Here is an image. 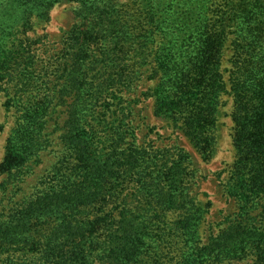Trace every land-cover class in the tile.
I'll use <instances>...</instances> for the list:
<instances>
[{
	"label": "trees",
	"instance_id": "1",
	"mask_svg": "<svg viewBox=\"0 0 264 264\" xmlns=\"http://www.w3.org/2000/svg\"><path fill=\"white\" fill-rule=\"evenodd\" d=\"M65 1L0 0V94L13 88L17 113L0 193L32 173L66 114L43 190L0 213V264H264V0H93L39 68L30 34ZM145 73L142 96L207 161L231 101L240 211L208 243L190 155L139 145L125 118Z\"/></svg>",
	"mask_w": 264,
	"mask_h": 264
},
{
	"label": "rangeland",
	"instance_id": "2",
	"mask_svg": "<svg viewBox=\"0 0 264 264\" xmlns=\"http://www.w3.org/2000/svg\"><path fill=\"white\" fill-rule=\"evenodd\" d=\"M92 1L71 0L59 3L50 12L49 20L36 26V31L30 36L40 41L35 46L40 61L39 68H42L48 59L57 58L62 54L67 33L76 25L86 22L89 18L88 7L91 6ZM151 86V81H147V73H145L138 80L135 91L124 98L125 118L135 128L139 145H150V148L155 151L171 150L172 153L184 151L190 155V170L193 176L189 181L188 192L191 197L196 198L195 201L202 209L204 220L201 234L204 243H208L210 238L225 230L229 226V221L235 218L240 211L238 200L231 197L227 188L234 162V150L231 143L233 129H231L232 124L228 117L231 112V101L225 98L228 104L221 114L220 143L216 149V157L207 161L193 148L186 137L175 130L162 116L155 113L153 100L142 96V93L149 90ZM8 91L13 93V88L10 86L7 92L0 94V185L7 180V175L2 174V164L10 144L9 140L16 128L17 119L15 108L9 107ZM64 110L60 107L49 123L47 133H49L50 147L41 154L40 163L33 166L32 173L28 174L22 183L9 185L5 191L0 193V213L9 210L23 198L43 190L42 183L47 181L52 169L63 158L65 151L60 137L61 127L66 117Z\"/></svg>",
	"mask_w": 264,
	"mask_h": 264
}]
</instances>
